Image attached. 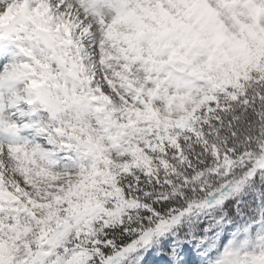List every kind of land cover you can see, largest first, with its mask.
<instances>
[{
    "label": "snow or ice",
    "instance_id": "1",
    "mask_svg": "<svg viewBox=\"0 0 264 264\" xmlns=\"http://www.w3.org/2000/svg\"><path fill=\"white\" fill-rule=\"evenodd\" d=\"M0 264H264V0H0Z\"/></svg>",
    "mask_w": 264,
    "mask_h": 264
}]
</instances>
